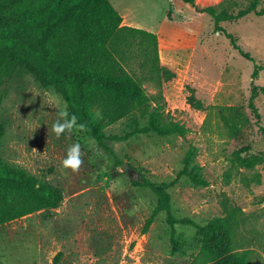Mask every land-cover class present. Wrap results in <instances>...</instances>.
Wrapping results in <instances>:
<instances>
[{
    "label": "rangeland",
    "instance_id": "1",
    "mask_svg": "<svg viewBox=\"0 0 264 264\" xmlns=\"http://www.w3.org/2000/svg\"><path fill=\"white\" fill-rule=\"evenodd\" d=\"M224 0H196L198 9ZM252 0H229L235 13ZM119 15L133 27L158 30L160 63L174 74L160 89L147 79L138 63L128 71L152 98L161 92L166 109L163 123L178 122L188 133L166 138L136 135L125 141L98 144L79 131H53L56 112L64 102L53 90L43 89L33 77L17 70L3 85L0 120L4 136L0 160L25 170L39 182L58 187L63 201L56 209L38 212L0 226V264H193L199 252L198 231L176 225L170 229L165 214L155 217L144 231L155 206L148 189L136 188L120 169L127 164L134 178L170 182L182 169L187 150L195 151L193 163L201 167L206 187L196 188L185 178L168 191L171 213L202 226L223 216L222 206H236L244 215L239 239L254 252L253 264H264V95L254 100L259 120L248 104L251 89L264 87V70L253 79L252 63L233 50L223 36L213 32V20L179 0H110ZM259 7L264 0H259ZM171 8L174 19L166 12ZM221 26L264 68V16L246 15ZM188 88L203 110L187 103ZM155 98H157L155 100ZM140 125L145 124L134 114ZM130 119L105 129L106 136L130 132ZM231 132H238L234 139ZM79 142L82 160L78 171L65 169L67 149ZM246 152L238 153L241 147ZM241 158L256 157L252 169L239 165ZM172 232L180 251L171 252Z\"/></svg>",
    "mask_w": 264,
    "mask_h": 264
},
{
    "label": "trees",
    "instance_id": "2",
    "mask_svg": "<svg viewBox=\"0 0 264 264\" xmlns=\"http://www.w3.org/2000/svg\"><path fill=\"white\" fill-rule=\"evenodd\" d=\"M179 1L209 16L213 20V32L227 39L233 50L251 62V76L253 79L258 77L263 66L239 47L236 38L221 23L235 22L249 14L264 16V6L259 7V0L250 1L235 13L225 6L229 0L201 9L197 8L195 0ZM166 18L174 19L171 8L167 10ZM132 63H138L158 89L174 78V74L160 63L157 35L122 25V18L110 0H0V107L5 96L4 83L20 70L33 77L43 89L53 90L63 102L67 101L69 113H75L78 123L86 125L79 132L98 144L104 140L125 141L136 135L185 136L188 130L178 122L163 123L166 103L161 92L157 97L160 101L151 107L152 98L127 69ZM187 90V103L195 110H203L194 91ZM259 95H264V87H252L248 106L257 120L259 114L254 100ZM134 114H139L145 124L140 125ZM124 119H130V132L121 137L105 135L107 127ZM259 130L264 137V129ZM4 132L0 120V142ZM231 135L235 139L238 132H231ZM249 149L248 145L243 146L238 153ZM194 157V148L190 147L182 159V169L168 183L152 182L144 175L131 180L133 187L150 190L156 199L143 230L146 231L155 217L164 213L170 229L180 225L198 231L200 248L193 264H253V250L244 249L239 239V230L244 223L240 208L225 202L223 216L214 217L202 226L191 219H177L172 215L168 190L179 179L185 178L196 188L207 186L201 167L193 163ZM237 159L246 169H252L260 162L259 158H241L239 154ZM63 198L60 188L41 183L25 170L0 160V226L56 209ZM170 242L171 252H179L174 232ZM60 257L61 253H57L51 264H58Z\"/></svg>",
    "mask_w": 264,
    "mask_h": 264
},
{
    "label": "clouds",
    "instance_id": "3",
    "mask_svg": "<svg viewBox=\"0 0 264 264\" xmlns=\"http://www.w3.org/2000/svg\"><path fill=\"white\" fill-rule=\"evenodd\" d=\"M56 115L57 119L52 127L58 137L61 134L84 130L86 127L85 124L78 123V117L75 113H69L67 101H65L63 106L57 110ZM82 163L81 145L79 142L73 143L67 149L66 156L62 160V166L65 169L78 171Z\"/></svg>",
    "mask_w": 264,
    "mask_h": 264
},
{
    "label": "water",
    "instance_id": "4",
    "mask_svg": "<svg viewBox=\"0 0 264 264\" xmlns=\"http://www.w3.org/2000/svg\"><path fill=\"white\" fill-rule=\"evenodd\" d=\"M120 169L129 179L133 180L135 174L133 169H131L127 164H123Z\"/></svg>",
    "mask_w": 264,
    "mask_h": 264
},
{
    "label": "crops",
    "instance_id": "5",
    "mask_svg": "<svg viewBox=\"0 0 264 264\" xmlns=\"http://www.w3.org/2000/svg\"><path fill=\"white\" fill-rule=\"evenodd\" d=\"M195 3H196V0H195ZM119 14V13H118ZM122 18V17H121ZM122 25L124 26H130V27H133L134 25H129V23L127 21H125L123 18H122ZM136 28V27H134ZM140 29V28H139ZM144 30V29H143ZM150 32V31H149ZM154 32H156L155 34L157 35L158 37V30H154ZM152 33V32H151ZM159 43V42H158ZM159 56L161 57V52H160V49H159Z\"/></svg>",
    "mask_w": 264,
    "mask_h": 264
}]
</instances>
